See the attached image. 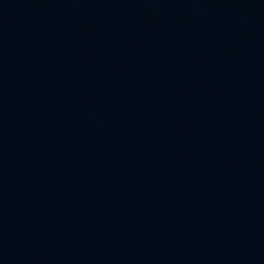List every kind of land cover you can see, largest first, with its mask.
Returning <instances> with one entry per match:
<instances>
[{"label":"water","instance_id":"obj_1","mask_svg":"<svg viewBox=\"0 0 264 264\" xmlns=\"http://www.w3.org/2000/svg\"><path fill=\"white\" fill-rule=\"evenodd\" d=\"M0 264H264V0H0Z\"/></svg>","mask_w":264,"mask_h":264}]
</instances>
